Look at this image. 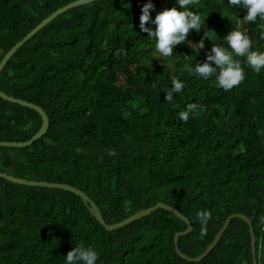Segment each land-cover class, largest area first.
I'll return each instance as SVG.
<instances>
[{"label": "trees", "instance_id": "obj_1", "mask_svg": "<svg viewBox=\"0 0 264 264\" xmlns=\"http://www.w3.org/2000/svg\"><path fill=\"white\" fill-rule=\"evenodd\" d=\"M76 0H0V61L29 32ZM149 0H95L71 8L27 40L7 61L0 90L44 109L48 131L25 147L0 146V171L76 187L99 207L108 225L158 203L174 206L193 231L178 247L200 256L233 214L253 218L258 264H264V70L246 67L231 90L214 77L189 73L187 43L161 57L141 31ZM156 13L175 0H151ZM228 0H194L205 25L188 40L205 48L190 58L203 62L213 43L246 28L264 50V29L245 24ZM213 31V32H211ZM185 87L164 98L171 80ZM195 103L187 121L179 113ZM34 109L0 97V141L30 140L42 126ZM211 217L202 234L198 210ZM187 224L159 209L109 231L80 195L59 188L18 184L0 177V264H66L83 242L99 253L97 264H253L251 233L234 218L201 262L181 258L174 236Z\"/></svg>", "mask_w": 264, "mask_h": 264}, {"label": "clouds", "instance_id": "obj_2", "mask_svg": "<svg viewBox=\"0 0 264 264\" xmlns=\"http://www.w3.org/2000/svg\"><path fill=\"white\" fill-rule=\"evenodd\" d=\"M227 5L235 14L238 10H244L246 14L238 19L245 24L252 22L259 23V27L264 29V0H228ZM194 0H175V5L171 8L156 13L152 16L155 5L149 0L141 9L140 24L141 31L148 33V38L154 42L155 51L165 58L174 57V49L177 45L187 43L195 54L199 56L200 50L205 48V39L210 38L211 33L206 34L198 43L188 40L191 30L199 31L202 24L205 25V18L199 11L193 10ZM213 32V31H211ZM224 43H213L206 52L203 62L196 60L192 65V56H183L187 62L189 73L201 80L215 79L218 87L225 91L231 90L239 85L246 78V67L254 72L260 73L264 70V50L254 46L252 37L246 28L239 25L232 29L222 38ZM185 87V82L179 78L171 80V87L164 90V98L173 100L177 93ZM197 105L190 103L185 110L179 113L182 120L187 121L190 115L195 114ZM197 219L202 227V234L206 230V225L211 217L207 209L198 210ZM66 258V264H97L100 259L98 251L91 245L83 242L70 250Z\"/></svg>", "mask_w": 264, "mask_h": 264}, {"label": "water", "instance_id": "obj_3", "mask_svg": "<svg viewBox=\"0 0 264 264\" xmlns=\"http://www.w3.org/2000/svg\"><path fill=\"white\" fill-rule=\"evenodd\" d=\"M95 0H76L74 2L69 3L68 5L59 8L58 10H56L54 13H52L51 15H49L47 18H45L41 23H39L31 32H29L21 41H19L2 59V61H0V74L2 73L4 67L7 65V61L10 60V58L15 54V52L27 41L30 40L39 30H41L43 27H45L47 24H49L52 20H54L57 16L61 15L62 13H64L65 11L77 7V6H81V5H85L91 2H94ZM97 1V0H96ZM0 97L13 102V103H17L20 104L24 107H28L31 109L36 110L42 117L43 123L42 126H40V130L33 135V137L28 140V141H24V142H18V141H12V142H6V141H0V146H4V147H25V146H29L31 145L35 140L41 138L43 135H45L48 131V126H49V117L46 114V112L44 111L43 108H41L38 105H35L33 103L12 97L8 94H6L5 92L0 90ZM0 177L5 178L6 180H9L11 182L14 183H18V184H24V185H30V186H43V187H50V188H59V189H65L68 191L73 192L74 194L80 195L85 201L89 202L91 204V212L92 214L96 217V219L103 225L105 226V228L109 231H113L116 230L118 228L124 227L126 225H128L129 223L138 220L142 217H145L149 214H151L152 212H155L159 209H164L168 212H172L174 213L176 216H178L179 218H181L186 224H187V228L184 231L181 232H177L174 236V244H175V249L177 251V253L179 254V256L181 258H184L188 261H194V262H201L203 261L206 256L214 249V247L218 244V242L220 241L221 237L224 235L226 229L228 228L230 221L234 218L237 219H243L244 221L247 222L249 228H250V233H251V247H252V255H253V264H258V259H257V255H256V249H255V233L253 230V226H252V221L253 218H250L244 214H233L231 215L225 222V224L223 225V227L220 229L219 233L217 234V236L214 238L213 242L210 244V246L198 257H189L185 254H183L179 247H178V240L180 236H185L187 234H189L191 231H193V226L190 222V220L188 218H186L184 215H182L180 213L179 210H177L174 206H170L168 204L165 203H158L155 207H151L148 209H144L138 213H136L135 215L123 220L120 223L117 224H112V225H108L102 215L101 210L99 209V207L90 199V197L83 193V191H81L80 189L73 187L71 185L68 184H62V183H49L46 181H32V180H26V179H20L11 175H8L6 173H3L0 171Z\"/></svg>", "mask_w": 264, "mask_h": 264}]
</instances>
